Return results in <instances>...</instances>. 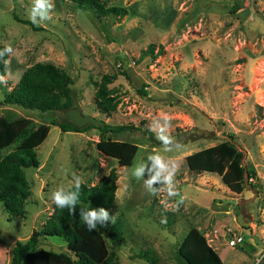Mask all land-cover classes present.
Listing matches in <instances>:
<instances>
[{
	"label": "rangeland",
	"instance_id": "rangeland-1",
	"mask_svg": "<svg viewBox=\"0 0 264 264\" xmlns=\"http://www.w3.org/2000/svg\"><path fill=\"white\" fill-rule=\"evenodd\" d=\"M101 1L126 13L99 17L72 0H0V45L12 48L8 70L0 75L6 81L0 82V117L48 126L34 149L38 167L23 169L30 190L24 214L9 217L0 203V264H8L15 241L40 228L58 188L72 189L74 175L93 185L110 168L117 174L114 201L103 209L109 219L97 223L107 229L114 217L121 230L120 242L102 232L114 254L111 264H149L135 257L148 248L156 264H178L175 248L189 227L199 230L223 264H244L249 256V264L259 260L264 249V0ZM38 61L67 72L72 106L77 104L81 114L137 128L103 134L137 146L128 165L119 166L95 148L97 128L60 130L55 123L65 120L62 110L1 103L3 90ZM104 73L115 75L107 85L116 101L109 115L94 104L95 83ZM224 140L242 151L241 163L254 170L253 187L246 183L234 193L217 174L186 166L187 155ZM11 148L1 149L0 156ZM155 158L165 165L158 189L133 175ZM169 190L176 195L170 197ZM230 199L231 207L225 202ZM80 206L84 212L102 209L88 201ZM239 212L259 244L242 233L238 247L226 245L230 233L240 231ZM39 246L65 251L57 237H40Z\"/></svg>",
	"mask_w": 264,
	"mask_h": 264
},
{
	"label": "trees",
	"instance_id": "trees-1",
	"mask_svg": "<svg viewBox=\"0 0 264 264\" xmlns=\"http://www.w3.org/2000/svg\"><path fill=\"white\" fill-rule=\"evenodd\" d=\"M81 9H91L99 17L108 15H123L125 8L105 5L101 0H72ZM36 28L30 21H21ZM151 53L152 45L145 49ZM8 51L0 45V75L8 70ZM122 66V64H120ZM114 74L104 73L95 83L94 104L98 112L109 115L115 108L116 101L107 88ZM72 79L67 72L51 62L38 61L25 67L18 80L8 90H3L1 103L18 105L22 108L39 112L65 110L72 107L70 85ZM142 91V90H139ZM56 126L62 131L83 132L88 128L99 130L95 148L102 154L116 160L119 166L128 165L137 149L134 143L104 137L110 132L118 134L123 131L136 130L130 124L94 126L87 124L76 127L65 118ZM48 126L39 124L32 127L29 120L19 118L7 120L0 117V150L12 148L0 156V203L9 217L22 216L24 203L30 195L28 183L23 173L24 168L38 167L34 149L45 138ZM243 153L230 140L221 141L213 146L202 148L185 157V163L192 172H208L217 174L221 182L232 192L238 193L247 183L253 187L251 180L256 177L254 170L241 163ZM142 176L146 181L157 178L150 184L155 189L162 186L163 180L154 160L149 159L143 166ZM117 174L110 168L107 174L100 177L93 185L81 184L79 204L75 214L67 208L61 209L52 202V211L46 217L39 229H32L24 240H17L10 249L8 264H111L114 254L107 250L102 232L106 231L110 240L124 241L117 223L107 229L97 222L95 230L89 231L80 219L83 210L81 202L108 209L114 201ZM250 179V180H249ZM248 181V182H246ZM75 189L65 190L72 193ZM242 232L248 234L249 227H243ZM57 237L64 243L65 251H54L39 246L40 237ZM135 257L149 264H156L157 258L151 249H141ZM175 258L178 264H223L218 254L206 242L204 236L195 227H189L175 248Z\"/></svg>",
	"mask_w": 264,
	"mask_h": 264
},
{
	"label": "clouds",
	"instance_id": "clouds-1",
	"mask_svg": "<svg viewBox=\"0 0 264 264\" xmlns=\"http://www.w3.org/2000/svg\"><path fill=\"white\" fill-rule=\"evenodd\" d=\"M38 2V0H37ZM33 20V23H35L33 16L31 17ZM6 51H12L11 46H6ZM0 82L6 83V81L0 77ZM166 142V141H165ZM154 165L158 167L159 169L163 170L165 168V165L161 162L160 158L154 159ZM143 169L138 168L134 171L133 175L138 180L142 175ZM157 178H152L149 181H146V186L150 185L152 183L156 182ZM167 180H171V176L166 178ZM73 187L75 189L72 193H65L64 189L62 187L58 188L53 194L52 199L55 205L61 209L67 208L70 213L75 214L77 205L79 204V193L81 189L82 180L79 176H73ZM168 195L174 196L176 193L172 190H169ZM183 200V199H182ZM181 200V202H182ZM80 219L83 221V223L87 226L89 231L95 230V224L97 221H106L108 220V214L103 209H101L98 213L96 211H87L84 212L83 210L80 212ZM115 218L113 217L110 221V223H114Z\"/></svg>",
	"mask_w": 264,
	"mask_h": 264
},
{
	"label": "water",
	"instance_id": "water-1",
	"mask_svg": "<svg viewBox=\"0 0 264 264\" xmlns=\"http://www.w3.org/2000/svg\"><path fill=\"white\" fill-rule=\"evenodd\" d=\"M62 113L64 117L70 122H72L76 127H82L87 124H92L94 126H101L104 124L102 120H98L91 115L81 114L77 104H75L72 107L66 108L65 110L62 111ZM198 130L205 133V130H200V129ZM225 202L229 203V207H231V204L234 202V200L233 199L225 200ZM236 222L241 227H247L249 226L250 223L249 221H243L242 213L240 212L236 214ZM252 236L256 238L254 235Z\"/></svg>",
	"mask_w": 264,
	"mask_h": 264
},
{
	"label": "flooded vegetation",
	"instance_id": "flooded-vegetation-1",
	"mask_svg": "<svg viewBox=\"0 0 264 264\" xmlns=\"http://www.w3.org/2000/svg\"><path fill=\"white\" fill-rule=\"evenodd\" d=\"M248 227V226H247ZM242 228L243 227H241L240 226V231H239V233H240V235H241V241L238 243V244H236V246H233V247H238L241 243H242V241H243V236H242V233H244V232H242ZM248 235L250 236V239L254 242V243H256L257 241H258V244H259V242H260V240H258V239H256V238H254L252 235L253 234H251L250 232H248ZM255 236V235H254ZM256 242H255V241ZM253 251V252H252ZM254 251H255V249L253 248L251 251H250V253H254ZM246 259H252L250 256L249 257H247ZM260 259H264V249H263V252H262V255H261V257H260ZM259 259V260H260ZM244 261V264H249V261ZM259 260H257V261H254V262H252V263H250V264H264V263H259Z\"/></svg>",
	"mask_w": 264,
	"mask_h": 264
},
{
	"label": "built area",
	"instance_id": "built-area-1",
	"mask_svg": "<svg viewBox=\"0 0 264 264\" xmlns=\"http://www.w3.org/2000/svg\"><path fill=\"white\" fill-rule=\"evenodd\" d=\"M241 241V235L240 233L232 232L229 235V238L226 241V245L229 247L236 246Z\"/></svg>",
	"mask_w": 264,
	"mask_h": 264
},
{
	"label": "crops",
	"instance_id": "crops-1",
	"mask_svg": "<svg viewBox=\"0 0 264 264\" xmlns=\"http://www.w3.org/2000/svg\"><path fill=\"white\" fill-rule=\"evenodd\" d=\"M215 251V250H214Z\"/></svg>",
	"mask_w": 264,
	"mask_h": 264
}]
</instances>
